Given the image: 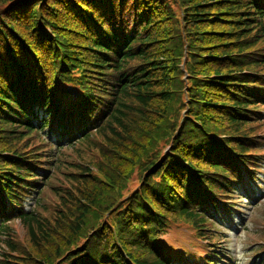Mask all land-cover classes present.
Wrapping results in <instances>:
<instances>
[{"label": "trees", "instance_id": "obj_1", "mask_svg": "<svg viewBox=\"0 0 264 264\" xmlns=\"http://www.w3.org/2000/svg\"><path fill=\"white\" fill-rule=\"evenodd\" d=\"M263 162L264 0H0V264H221Z\"/></svg>", "mask_w": 264, "mask_h": 264}, {"label": "rangeland", "instance_id": "obj_2", "mask_svg": "<svg viewBox=\"0 0 264 264\" xmlns=\"http://www.w3.org/2000/svg\"><path fill=\"white\" fill-rule=\"evenodd\" d=\"M81 151H84L85 153H81L83 154L80 157V160L83 159V161L86 164H90L92 167L95 168H100L98 167V162H100V157L98 154V151H89V149L87 148H81ZM108 158H109V162L113 161L116 162L117 158L116 155H112V154H108ZM70 159L68 160L70 162H76L77 160V154L76 153H72L70 152ZM108 162V163H109ZM66 166V165H64ZM104 169V166L101 168ZM264 169V167H263ZM94 174L97 173V171L95 169L91 170ZM263 173L260 178L263 180L264 179V171L261 172ZM48 178V177H47ZM60 182L59 179H54L53 183L51 184L53 187L55 184H58ZM263 182H261L260 184L261 189H262V193H260L258 196L259 198H257V201L255 202L254 205H252L249 208H246L243 210V215L241 217H239V219H241V221L237 218V220L234 222V225H239L238 228H236L234 225L230 226L231 229H233V232H224V233H229V234H219V236L221 238H226V242H217L215 245H211L210 247H212V249H219V248H215V247H225L227 246L228 250H229V254H230V260L226 261V264H254L256 258H253L252 256L253 251L257 248L256 243L259 241L260 237L257 233H255L254 231H261L262 227L264 226V185L262 184ZM49 184V183H48ZM255 185H259V181L255 182ZM45 197H51V199L53 200V202L55 201L56 203V199L52 193H50L48 190H46V194ZM53 197V198H52ZM51 199H48L47 201H50ZM237 205H246V203L242 202V199L237 198L235 199ZM46 201V202H47ZM58 211V210H57ZM56 215V217L59 216V213H54V215ZM243 221V222H242ZM229 225V223H228ZM249 228V230H248ZM60 229V228H59ZM182 231V232H180ZM14 236L17 238L19 245H20V250L24 251V250H29L32 252V255L35 256H42L43 254L40 252V254H38L37 249H35L34 247L31 246L30 244V239L29 236L26 232V230L19 226V225H14ZM261 234V233H260ZM162 241H165L168 244V247H174L177 245H180L183 243V240L185 239V249L187 252H189L186 243L188 241H192L193 235L191 233V231L186 227V226H181V227H177L176 228H172L171 230H169V232L166 234L165 236H162ZM200 244L204 245V246H209L207 244L201 243ZM179 248L178 250V254H180L182 249L180 246H177ZM45 248V247H44ZM191 253H195L196 257H200L201 253L197 250H191ZM237 252V253H236ZM188 259H194V257H190L187 256ZM257 263V262H256Z\"/></svg>", "mask_w": 264, "mask_h": 264}]
</instances>
